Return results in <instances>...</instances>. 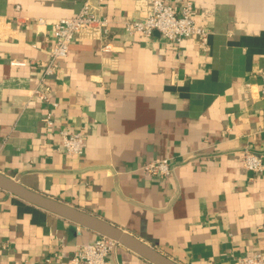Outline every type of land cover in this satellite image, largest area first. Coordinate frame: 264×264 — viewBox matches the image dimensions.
Instances as JSON below:
<instances>
[{"label":"crops","instance_id":"obj_1","mask_svg":"<svg viewBox=\"0 0 264 264\" xmlns=\"http://www.w3.org/2000/svg\"><path fill=\"white\" fill-rule=\"evenodd\" d=\"M84 1L0 0V172L178 264L264 255V175L241 162L245 151L264 158V0H181L209 31L206 51L197 36L125 33L154 0H104L111 51L77 37L42 81L56 22ZM61 131L84 135L83 155L65 152ZM156 159L171 176L143 172ZM100 237L0 188V264H59ZM108 260L154 264L121 244Z\"/></svg>","mask_w":264,"mask_h":264},{"label":"built area","instance_id":"obj_2","mask_svg":"<svg viewBox=\"0 0 264 264\" xmlns=\"http://www.w3.org/2000/svg\"><path fill=\"white\" fill-rule=\"evenodd\" d=\"M104 0H85L79 12L72 18L59 19L54 26V45L49 52L46 63H38L43 69V79L54 75V69L58 60L66 58L70 46L77 38L98 39L104 42L103 50L111 51V45L106 42L111 30V20L100 13ZM180 3L176 8L165 0H154L152 11L144 18L127 17L122 22V28L128 35L135 33L151 37L158 32L167 42L180 45L183 41L197 36L203 51L207 50L209 31L197 25L193 4L189 1ZM40 20L39 22H41ZM257 78L262 84L261 94L264 97V70L257 73ZM251 83L246 87L250 88ZM34 94L48 101V95L40 87L34 90ZM46 126L51 127L53 122L48 115L43 119ZM61 146L69 155L81 156L85 151V137L81 132L61 131ZM241 162L246 171L252 175H264V158L245 151L241 155ZM143 172L152 177H169L172 167L168 159H156L143 166ZM120 244L107 237L78 246L72 255L59 262V264H110L109 256ZM235 264H264V255L255 253L251 256L241 257Z\"/></svg>","mask_w":264,"mask_h":264},{"label":"water","instance_id":"obj_3","mask_svg":"<svg viewBox=\"0 0 264 264\" xmlns=\"http://www.w3.org/2000/svg\"><path fill=\"white\" fill-rule=\"evenodd\" d=\"M0 188L32 205L92 230L102 237L115 240L119 244L145 257L154 264H178L150 245L126 233L117 226L76 207L33 191L1 172Z\"/></svg>","mask_w":264,"mask_h":264}]
</instances>
